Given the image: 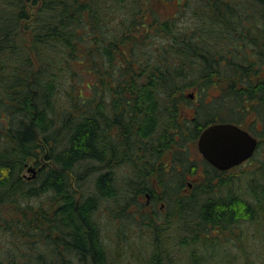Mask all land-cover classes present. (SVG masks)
<instances>
[{
  "label": "trees",
  "instance_id": "obj_1",
  "mask_svg": "<svg viewBox=\"0 0 264 264\" xmlns=\"http://www.w3.org/2000/svg\"><path fill=\"white\" fill-rule=\"evenodd\" d=\"M169 1L0 0V264H128L103 206L150 230L129 240L138 264H231L264 240V0H178L166 15ZM218 121L262 124L239 187L199 164ZM146 193L165 202L158 222L143 220Z\"/></svg>",
  "mask_w": 264,
  "mask_h": 264
},
{
  "label": "rangeland",
  "instance_id": "obj_2",
  "mask_svg": "<svg viewBox=\"0 0 264 264\" xmlns=\"http://www.w3.org/2000/svg\"><path fill=\"white\" fill-rule=\"evenodd\" d=\"M179 3H182V0H180ZM177 4H178V0H170L169 2H166L165 5H162L160 10L162 11V13H164L166 15H170V14L176 12ZM214 93H216V92L214 91ZM193 99H194V97H193ZM195 105H196L195 103H192L188 106H185V110L188 113L193 114L195 112ZM250 123L251 122H248V123H245L244 125H246V127L249 128ZM261 128H262V124L257 123L250 130L254 135L259 137L258 133H259V130ZM261 132L262 131H260V133ZM195 145H196L195 148L198 150L197 141H196ZM172 156H173V153H172ZM36 166H37V164L34 163V160H30L29 162H27V166L25 167V170L23 171L24 176L28 179L34 177L36 174H35V171L33 170V167L35 168ZM248 166H249V164L247 163V161H245L244 163L234 167L233 170H229L226 173V175L228 176V174L234 173V178H236L237 183H238V187H239L243 182V181L242 182L240 181L239 176L242 174L243 170L248 168ZM187 176H189V173L187 174ZM197 176L191 175V176H189L190 179H188V177H187L186 181L187 182L196 181V179H194V178H196ZM191 189H192V186L189 189H186L183 191L189 192ZM141 200L146 201V197H141ZM113 206H115V205L113 204ZM141 207H144V205L139 206V210H141ZM106 208L107 207H104V206L102 207L103 212H101V214L99 216V220H100V223L102 225L103 236L105 238V241L107 242L108 248L111 250L112 253L113 252L116 253V251H117L116 248L118 246L117 243L123 242L124 244H126V247H127L124 255H125L126 259L128 258V264H138V261H137L138 259H135L133 254H131V245L129 244V240L133 241L135 239L138 241L139 238L141 237V235L143 237L142 238L143 240H147V238L150 239V230H147L146 226H140V227H138V229H136V227L134 226L135 224L130 223L126 218H124V219L122 218V220H121L122 222L119 224L120 219H117L116 216H118L120 214V212H117V213L115 212L113 219H110V217H108L106 212H105ZM134 209H136V208L134 207ZM145 209H147V210L150 209V206H148L146 204ZM124 221H126V224H129L125 228L126 232L129 233V235L128 236L124 235L122 238H120L121 235L119 234V229L121 227L120 225L123 224ZM249 229H250V231H254V229L251 228V226L249 227ZM253 234L254 235H252L249 242L248 241L246 242L245 246H247L248 249L243 248V250H242L239 247V250H238L239 254H237L235 260L231 264H240V260H242V258L247 254H249V255L254 254V255L258 256L259 253L264 252V240L262 238V234H258V231L254 232ZM120 239H122V240H120ZM247 239L248 238H246L245 240H247ZM235 240L237 242L236 237H235ZM237 244L239 246V243H237ZM238 246L231 244V246L227 245L226 247H227V249L234 251L233 249L237 248ZM180 252L185 253L186 249H182ZM183 259L184 258L182 257V255H179V259L177 260V257H176V259H174L173 262L175 264H179L180 260H183ZM241 264H246V262L244 260H242Z\"/></svg>",
  "mask_w": 264,
  "mask_h": 264
},
{
  "label": "water",
  "instance_id": "obj_3",
  "mask_svg": "<svg viewBox=\"0 0 264 264\" xmlns=\"http://www.w3.org/2000/svg\"><path fill=\"white\" fill-rule=\"evenodd\" d=\"M197 145L205 159L224 171L251 158L259 138L235 122H213L203 129Z\"/></svg>",
  "mask_w": 264,
  "mask_h": 264
},
{
  "label": "bare ground",
  "instance_id": "obj_4",
  "mask_svg": "<svg viewBox=\"0 0 264 264\" xmlns=\"http://www.w3.org/2000/svg\"><path fill=\"white\" fill-rule=\"evenodd\" d=\"M218 122H227V121H218ZM213 123V122H212ZM211 124V123H210ZM238 124V123H237ZM209 125V124H208ZM208 125H206V126H208ZM240 125V124H239ZM205 126V127H206ZM240 126H242V125H240ZM204 127V128H205ZM242 127H244L245 129H247V130H249L250 132H251V130L249 129V128H247V127H245V126H242ZM203 128V129H204ZM203 129H202V131H203ZM201 131V132H202ZM201 132H200V134H201ZM252 133V132H251ZM200 134H199V136H200ZM253 134V133H252ZM199 136H198V138H199ZM197 142H198V139H197ZM198 146V145H197ZM197 150V149H196ZM107 152H109V154L110 155H112L113 154V150H112V147L110 146L109 147V151H107ZM197 154L199 155V164H201V163H204L205 161L206 162H208V163H210L207 159H205L204 158V156L202 155V153L200 152V150L198 149L197 150ZM203 161V162H202ZM211 164V163H210ZM214 166V165H213ZM215 167V166H214ZM235 167V166H234ZM32 168V167H31ZM37 169V167H33V170H36ZM174 190V189H173ZM145 196H149V193H146L145 194ZM172 196H175V191L174 192H172ZM162 202H164V201H162ZM174 207V206H173ZM173 210H174V208H172ZM157 210H159V211H161L160 210V204H159V202H158V198H157V200L155 201V204L152 206V208H151V210L150 211H146V209L144 208V207H141V212H143V213H145V214H147V216H146V218L145 219H143L144 221H146L147 220V217H153L152 219H150L149 220V222L150 221H152L153 219H154V221L155 222H158V219H159V216L158 215H156V214H159V215H162V214H160V213H157V212H155V211H157ZM162 213V212H161ZM179 246L181 247V249H186L185 247H182L181 246V244H179Z\"/></svg>",
  "mask_w": 264,
  "mask_h": 264
},
{
  "label": "flooded vegetation",
  "instance_id": "obj_5",
  "mask_svg": "<svg viewBox=\"0 0 264 264\" xmlns=\"http://www.w3.org/2000/svg\"><path fill=\"white\" fill-rule=\"evenodd\" d=\"M184 110H185V107L183 108ZM185 112L189 115L190 113H188L186 110H185ZM190 115H192V114H190ZM170 155V154H169ZM171 156V155H170ZM170 156L168 157V161H169V163H170ZM201 164H203V163H201ZM200 164V165H201ZM202 166V165H201ZM167 169H168V166H167ZM36 171H38V168L36 169ZM189 183V182H188ZM192 186V184H189L188 186H186L184 189L186 190V189H189L190 187ZM157 200V197H152V196H146V204L148 205V206H150V209H146V211H150L151 210V207L155 204V201ZM163 200H158V202H159V204H160V210H161V212L163 213L164 211H165V202H162ZM144 208H145V205H144Z\"/></svg>",
  "mask_w": 264,
  "mask_h": 264
}]
</instances>
